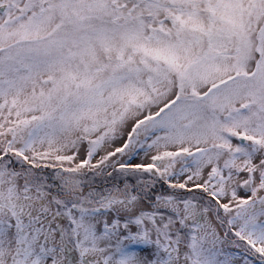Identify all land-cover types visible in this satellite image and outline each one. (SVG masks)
I'll list each match as a JSON object with an SVG mask.
<instances>
[{"label":"snow or ice","instance_id":"6c2138e0","mask_svg":"<svg viewBox=\"0 0 264 264\" xmlns=\"http://www.w3.org/2000/svg\"><path fill=\"white\" fill-rule=\"evenodd\" d=\"M0 264H264V0H0Z\"/></svg>","mask_w":264,"mask_h":264}]
</instances>
